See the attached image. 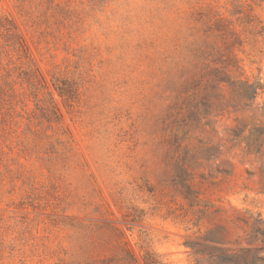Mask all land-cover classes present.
Instances as JSON below:
<instances>
[{
    "label": "rangeland",
    "instance_id": "374dc122",
    "mask_svg": "<svg viewBox=\"0 0 264 264\" xmlns=\"http://www.w3.org/2000/svg\"><path fill=\"white\" fill-rule=\"evenodd\" d=\"M215 69L264 86V0H0V264L264 256L255 158L227 143L175 186L174 103L191 148L244 118Z\"/></svg>",
    "mask_w": 264,
    "mask_h": 264
},
{
    "label": "trees",
    "instance_id": "16d2710c",
    "mask_svg": "<svg viewBox=\"0 0 264 264\" xmlns=\"http://www.w3.org/2000/svg\"><path fill=\"white\" fill-rule=\"evenodd\" d=\"M225 67H227L225 64L221 66L222 69ZM232 67L235 70L239 69L237 61H235ZM220 70L215 69L212 80L216 86L220 84L228 86L230 106L235 111H241L244 114L241 125L229 131L225 144L219 143L214 146L199 141L198 146L191 148L190 141L193 139L192 133L199 128L201 118H198L197 113H193V120L189 122L182 115V108L178 103H174L169 109V116L172 119L169 134L172 140L171 146L173 147V159L175 160L177 179L175 180V186L179 188V192L185 198H190L194 193L188 184V181L193 179L194 171L199 169L203 162L210 163L218 161L224 155L223 149L227 143L230 145L227 148L228 152L234 149H240L244 156L255 158L260 164V175L264 176V103L255 105L258 97L264 92V86L259 80L253 82L248 78L231 80L221 76L222 71ZM217 172L226 175L229 174L219 169ZM258 237L264 243V230L255 233L254 240H258ZM193 249H195V254L199 255L204 254V251L207 252L208 248L205 246L204 250L194 247ZM216 252H221V250L215 249L212 252H207L209 259L213 261L212 264H227L228 258L223 255L216 257ZM241 252H246L247 254L253 252L254 255L251 257L252 262L255 264H264V256L260 255L263 252L262 249L241 250Z\"/></svg>",
    "mask_w": 264,
    "mask_h": 264
},
{
    "label": "clouds",
    "instance_id": "9594fccd",
    "mask_svg": "<svg viewBox=\"0 0 264 264\" xmlns=\"http://www.w3.org/2000/svg\"><path fill=\"white\" fill-rule=\"evenodd\" d=\"M161 250H163V249H161Z\"/></svg>",
    "mask_w": 264,
    "mask_h": 264
}]
</instances>
